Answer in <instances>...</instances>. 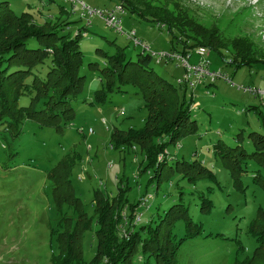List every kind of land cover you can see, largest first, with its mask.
<instances>
[{
    "label": "rangeland",
    "instance_id": "rangeland-1",
    "mask_svg": "<svg viewBox=\"0 0 264 264\" xmlns=\"http://www.w3.org/2000/svg\"><path fill=\"white\" fill-rule=\"evenodd\" d=\"M77 1L91 10H108L116 3ZM0 2H7L15 15H32L38 31L48 32L63 23L67 25L61 26V33L66 36L87 34L78 40L82 87L68 100L73 112L70 123L61 116L56 123L39 127L36 121L22 119L17 134L0 123V264H58V238L75 231L80 242L71 250L76 257L73 264L82 260L89 264L98 246L97 232L107 221L117 229L115 235L129 244V256L133 254L129 264H155L149 246L159 233L162 240H169L165 249L167 256L169 250L172 253L170 264H264V252L252 259L257 242L248 231L258 210L264 209V191L253 181L256 173L264 179V168L250 157L255 136H264V101L254 93L264 92V0H149L156 7H167L176 21L188 19L208 32L216 31L227 44L220 55L206 51L204 59L210 72L219 70L228 80L204 78L194 89L178 85L185 69L167 58L185 50L192 67L201 60L189 33L186 37L173 28L170 32L167 25L148 23L125 10L121 35L101 18H82L81 7L64 0ZM61 8L64 12H59ZM131 31L149 49L151 62L146 68L172 85L179 103L190 104L187 125L191 126L164 149L167 162L158 171L147 165L137 143L117 145L121 136L145 127L148 114L140 90L125 81L123 93L99 92L106 84V60L116 46L135 62L141 54L143 48H135L126 38ZM237 56L252 57V63L235 69L229 62ZM48 66L38 68V73H46ZM163 97L168 102L175 99L172 90ZM19 100L22 107L29 106V97ZM218 141L248 154L241 159L244 171L239 182L213 149ZM60 161L68 164L67 181L79 207L56 197L62 192L51 174ZM187 222L196 230L189 237ZM116 243L108 249L106 264L117 259L115 253L122 246Z\"/></svg>",
    "mask_w": 264,
    "mask_h": 264
},
{
    "label": "trees",
    "instance_id": "trees-1",
    "mask_svg": "<svg viewBox=\"0 0 264 264\" xmlns=\"http://www.w3.org/2000/svg\"><path fill=\"white\" fill-rule=\"evenodd\" d=\"M116 3L123 6L124 10L132 12L148 23L167 25L170 32L173 28L186 37H188L187 33H189V36L193 38L192 47H204L206 51H215L219 55L222 50L228 48L227 44L216 36V31L208 32L200 25L190 23L188 19L182 22L176 21L174 15L167 7H156L149 3V0H116ZM59 12H64V10L61 8ZM13 13L9 9L7 2H0V123H4L5 128L14 134L19 132L22 119L36 121L39 127L52 125L61 116L65 122L70 123L73 119V112L72 108L69 107L68 100L75 97L82 87V78L79 77L77 69L82 66L83 56L80 54L78 40L81 35L86 36L87 34L85 32H77L74 37L66 36L61 33L63 29L61 26L67 25L63 23H57L48 32H41L34 28L33 22L35 18L32 15L28 13L15 15ZM29 40L37 43L36 46L32 47L27 44ZM48 45L57 46V49L55 50L54 47ZM184 46L187 47L186 45ZM123 51L124 49L116 46L114 55L107 58L108 66L106 69L108 74H105L104 82L106 84L103 90L99 92L103 96L112 92L123 93L121 85L125 81L140 90L148 114L144 122L145 127L139 132H131L124 137L121 136L117 140V145H127L131 142L137 143L141 150L144 151L147 165L156 167L158 171L167 162L164 149L169 144H173L174 140L185 133L187 128L191 126V124L187 125V119L190 117V109L188 108L190 104H186L184 100L179 103L178 96L175 94L176 91L172 85L146 68V65L151 62V56L146 53L147 50H141L136 62L128 59ZM251 58L247 59V57L237 56L234 61L231 60L229 63L233 64L235 69L242 65L250 66L253 60ZM45 64L49 65L46 69L47 72L38 73L37 69ZM131 65L138 67L141 72H137ZM130 68H132L131 72H128ZM111 72L113 73L111 74ZM171 90L175 95V99L168 102L163 95ZM23 96L29 97L30 103L26 108L19 104V99ZM155 99L160 101H155ZM189 129L193 130V127ZM255 134L249 135L251 137ZM255 137L254 151L250 157H253V160L264 168V136L256 135ZM213 149L220 154L222 161L227 162V168L231 172L230 176L239 182V175L244 171L241 159L248 154L244 150H239L238 147H228L220 141L213 146ZM55 169L57 174L53 172L51 178L57 190L62 192L56 197H62V200H68L70 204H75L79 207L78 199L71 195L72 189L67 181L68 164L60 161ZM253 181L258 182L264 191V179L258 173L254 175ZM122 205L123 203H121L120 207ZM255 217V221L250 224L248 229L257 242V248L253 253L252 259L262 255L264 252V209H259ZM186 225H188L185 232L187 237L192 235V233L196 234V230H192V227H190V222H187ZM102 226V230L97 232L98 246L95 249L94 258L89 264L96 258L97 260L94 264H106L110 259L108 249L110 245L115 247L117 241L120 242L119 246L122 247L118 249V253H115L117 259L110 264L125 262V264H129V260L133 255L129 256V244L124 240L121 241L115 235L117 229H113L109 221L103 222ZM170 232L171 230L168 229L167 234L169 235ZM79 235L75 231L72 235L65 238L63 236L58 238L59 250L56 255L58 264H60L61 259L70 262L69 264L74 263L76 257L73 256L71 250L73 245H79ZM159 236L160 238L157 239ZM159 236L153 235L152 243L149 246L156 259L154 262L155 264H160L159 261L163 260L164 264H170L169 258L172 253L169 250V256H167V249H165L166 245L168 248L167 242L169 240H162L163 235H160V233ZM137 241H141V238L137 239ZM80 249H78L79 252ZM100 250L103 251L102 254ZM84 262L82 260L79 264Z\"/></svg>",
    "mask_w": 264,
    "mask_h": 264
},
{
    "label": "built area",
    "instance_id": "built-area-1",
    "mask_svg": "<svg viewBox=\"0 0 264 264\" xmlns=\"http://www.w3.org/2000/svg\"><path fill=\"white\" fill-rule=\"evenodd\" d=\"M64 1L65 2L67 1L73 5L77 4L79 7H81L80 14L82 18L84 16H88V18H94V17L101 18L105 21L106 27L108 28L110 27L114 29L116 32L120 33L121 35L124 34L122 33L120 24H121V17L122 15L125 14V10H124L125 8L119 5V3H115L113 7L108 10H99V9L91 10V8L86 6L84 3L82 2L78 3L77 0H64ZM90 24H91L90 21L87 20L86 25H90ZM126 36L128 40L133 42L135 48H137V46H141L143 50H147V52L149 51L148 47L143 46L140 40L138 39L135 40L136 35L134 31L126 33ZM195 51H196V55L201 57V60L193 67L188 64L190 59V52L188 51H185V53L180 55L177 53H173L167 56L169 60H177V62H179L181 66H183L185 69L184 77H182L181 81L178 82L179 86L184 84L185 86H189L190 88L194 89L195 85L203 81L204 78L210 79L211 82H214L216 79H223V78L225 80H228L226 75H221V72L219 70L217 72L214 71L210 72L209 61H206L204 59V57L206 56V50L204 49V47H197ZM254 93L260 96L262 101H264V92L256 91Z\"/></svg>",
    "mask_w": 264,
    "mask_h": 264
}]
</instances>
